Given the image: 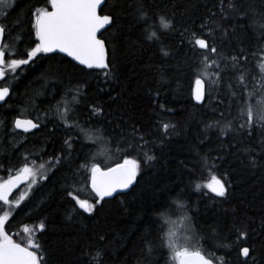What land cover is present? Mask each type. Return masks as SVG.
<instances>
[{"label": "trees", "instance_id": "16d2710c", "mask_svg": "<svg viewBox=\"0 0 264 264\" xmlns=\"http://www.w3.org/2000/svg\"><path fill=\"white\" fill-rule=\"evenodd\" d=\"M135 3L106 0L103 6V14L115 13V22L102 34L109 52L111 75L107 78L105 70L83 68L60 54L40 53L34 63L30 61L18 71L9 98L0 105V174H13L23 163H29L38 170L40 181L9 215L5 230L14 241L26 244L28 239L19 234L25 227L35 226L33 238L48 264H90L97 248L103 250L101 264H172L168 249L160 246L158 228L161 222L167 228L168 219L178 212L185 214L175 203L177 193L182 192L191 205L192 231L199 235L203 248L217 256L232 253L230 258L235 259L233 250L219 247L217 240L225 236L234 240L236 228H247L248 240L240 246L254 243L256 264H264V153L258 150L261 132L257 127L248 137L240 132L221 135L219 127L206 129L205 125L213 121L223 124L235 116L227 84L232 82L236 88V72L222 73L218 85L206 84L205 101L197 104L192 69L200 52L206 50L193 51L189 44L195 32L214 43L222 55L246 57L241 59L242 68L250 77L259 78L257 61L264 35L251 21L264 18V0H143L150 17L148 24L153 27L159 25L157 13L175 17V31L164 41L174 53L170 56H164L158 43L146 39V25L138 20ZM37 8L49 9L50 0H17L7 11L11 36L6 35V42L11 44L20 37L15 58H26L24 52L34 47L33 41L39 42L34 20ZM207 28L214 29L211 36ZM58 69L65 74L62 81L53 78ZM76 85L83 94L76 108L79 122L85 128L102 127L109 138L106 146L87 140L78 129L65 128L56 111L57 115L40 121L38 113H51L66 89ZM92 105L101 106L103 114L93 115ZM25 112L40 123L31 133L20 132L13 124L14 118ZM162 121L174 124L175 130L162 135ZM133 128L150 134L149 139L163 141L152 149L157 159L142 160L141 172L129 191L100 201L93 213L79 208L68 195L73 186V195L80 200L96 203L98 199L91 188L90 171L81 166L87 164L90 169L92 163H99L105 168L122 162L124 153L118 149L126 147L123 138L131 139ZM70 136L73 144L69 153L65 140ZM237 141L257 149L252 153L255 165L247 153L238 151L241 144ZM104 147L111 161L104 162L101 155L92 159ZM61 154L59 164L39 168L50 157ZM204 155L215 159L218 170L202 168ZM213 172H227L226 198L217 197L204 186ZM193 182L200 183L201 189ZM6 211L7 204L0 202V216ZM41 222L45 224L42 231L38 229ZM146 243L152 245L150 254Z\"/></svg>", "mask_w": 264, "mask_h": 264}, {"label": "snow or ice", "instance_id": "6c2138e0", "mask_svg": "<svg viewBox=\"0 0 264 264\" xmlns=\"http://www.w3.org/2000/svg\"><path fill=\"white\" fill-rule=\"evenodd\" d=\"M14 5L15 0H0V82L6 77L8 70L13 73L12 79L15 80L17 78L15 76L16 69L21 66H27L30 61L34 63V58L38 54L53 52L55 49L75 57L76 60L86 65L89 69L98 68L105 70L104 75L106 78L111 75L105 40L98 38L97 34L106 25L111 26L115 22V13L113 15H101L102 0H50L52 11H48L47 8L35 9V35L39 38V42L33 41L34 47L30 51L24 52L23 55L26 58H11L19 55L15 48L16 42L20 40L19 36L14 38L11 44L5 41L6 35L11 36V26L6 22L8 13L3 11V9L11 8ZM229 7L234 9L235 5L230 4ZM135 12L138 20L146 25V39L158 43L164 56L173 55L170 45H166L164 41L167 36L175 31L174 15L167 16L166 14L157 13L159 20L157 28L148 24L150 17L143 0H136ZM241 15L244 14L242 13ZM251 24L264 35V18L256 17L251 21ZM201 27L203 28L204 26L202 25ZM217 27L219 26L217 25ZM213 32V28H207L208 36H211ZM192 37L193 39L189 44L193 47V51L206 50L205 52H200L195 61L196 66L192 69L195 84L193 95L197 101H204L206 84L218 85L222 80V73L229 70L236 72L234 78L236 88H233L232 82L227 84L230 97L236 109L235 116L231 120H224L223 124L219 120L213 121L205 125L206 129L219 127L221 135H228L229 132H240L251 137L253 131L259 127L261 138L258 150L264 153V59L258 63V67L261 70L259 78H253L241 66V59H246V57L222 55L216 45L210 43L208 39L196 36L195 32L192 33ZM260 54L264 56V46H262ZM161 79H165L163 74ZM8 93V87H0V101H4ZM69 93H71L70 100L68 99ZM82 95V89L79 85L66 89L61 100L57 101L55 105L58 118L64 122L65 128L69 130L78 129L87 140L96 141L106 146L109 138L105 135V130L102 127L89 126L85 128L79 122L76 108L82 103ZM91 112L95 116L103 114L99 105H92ZM70 114L71 120L69 119ZM14 124L16 128H22L25 131L39 127L31 119L21 120L17 118ZM161 128L162 135L166 136L170 130H175V125L162 121ZM149 135L133 128L131 139L123 138V144L126 147L118 149L124 153L122 162L116 163L112 167L102 168L99 163H92L90 169L87 164L81 166L85 171H90L91 188L94 190L95 196L98 197L96 203H90L75 197L73 195L74 186L73 191L68 193L69 197L74 199L79 208L84 209L88 213H93L97 209V205L105 197H112L113 193H116L118 189L129 188L141 172L142 160L152 162L157 159L152 149L156 143L162 144L163 141L149 139L147 138ZM237 143L241 144L238 151L247 153L251 163L255 165L256 157L252 153L257 151V149L252 148L251 145H244L242 141H237ZM72 144L73 138L70 136L65 140V151L70 153ZM107 153L108 149L104 147L101 151L93 154L92 159L97 155H106ZM61 159H63V154L54 158L50 157L47 163L59 164ZM201 161L204 170L210 172L213 171V168L218 170L219 166L216 165L215 159L204 155L201 157ZM33 164H35L34 161ZM44 167V163L39 165L40 169ZM38 175V170H35L29 163H24L17 175L10 176L8 180L0 182V202L11 205L13 202L9 200V194L17 182L22 179L32 178L31 182L36 183ZM227 175V172H220L219 175L213 172L210 181H207L204 186L211 193H215L217 197L226 198L229 191ZM193 184L198 190L202 187L200 183L193 182ZM165 203L168 208L173 212L175 211L172 204ZM175 203L180 205V209L185 213V219L190 225L185 232H192V217L188 214L191 205L183 199L182 192L177 193ZM17 204H19V201H17ZM73 210L76 211L78 209ZM157 215H160V213H157ZM7 219V213L4 216H0V264H48V261L44 258L43 249L34 240L32 232L27 227H25V232L28 233L26 244L16 243L8 235L4 227ZM261 227H264V220L261 221ZM44 228L45 224L41 222L38 225V229L42 231ZM158 232L160 233V246L168 249L169 260L172 264H256L254 255L257 252L256 245L253 243L248 246H240L241 243H246L248 240L249 231L247 228H236L234 240L229 241L227 236L217 240L219 247L233 250L235 259L230 258L232 253L229 254V257H225L217 256L214 252L207 251V249L203 248L200 237L196 233L192 235L183 232L177 233L171 227L166 228L162 222L159 225ZM212 232L214 235L216 234L215 228L212 229ZM100 239L104 240V237L101 236ZM220 239L227 242L219 243ZM146 249L150 254L152 245L146 243ZM38 253L40 254L38 255ZM250 254L253 255L250 256ZM102 256L103 250L97 248L95 253L91 254L90 264H101ZM241 256L245 259L241 260Z\"/></svg>", "mask_w": 264, "mask_h": 264}, {"label": "rangeland", "instance_id": "374dc122", "mask_svg": "<svg viewBox=\"0 0 264 264\" xmlns=\"http://www.w3.org/2000/svg\"><path fill=\"white\" fill-rule=\"evenodd\" d=\"M15 2H17V0H15ZM12 8V7H11ZM11 8H8V9H3V11H8V10H10ZM11 40V39H10ZM11 58H15V57H11ZM262 59H264V56H261L260 55V57H259V60L257 61V64L262 60ZM22 67V66H21ZM20 67V68H21ZM257 67H258V65H257ZM20 68H18V69H16L15 70V76L16 77H18L19 76V70H20ZM7 74H8V79H7V81H6V84L7 85H9V86H11V84H13V82L17 79H15V80H13L12 79V75H13V73L10 71V70H8L7 71ZM65 74H64V72H63V70L62 69H58V70H56V72H55V75L53 76V78H55V80L56 81H62L63 80V76H64ZM61 107H63V105H61ZM26 109V108H25ZM52 112L51 113H38L39 115H40V121H45V120H47V118H49V117H52L53 115H54V113L56 114V110H55V108H52ZM44 114V115H43ZM21 115L23 116V117H29V114H27L26 112L25 113H21ZM71 115V114H70ZM70 117V116H69ZM15 119V118H14ZM42 119V120H41ZM44 119V120H43ZM101 157L102 158H104V162H106V163H108V162H110L111 161V158L109 157V155L108 154H106V155H101ZM24 164V163H23ZM50 163H45V166L46 165H49ZM32 165V164H31ZM30 165V166H31ZM22 169V168H21ZM20 169V170H21ZM20 170H18V171H16L15 173H11V174H7V175H3V174H0V182H3V181H5V180H8L9 179V177L10 176H15V175H17L18 174V172L20 171ZM40 174L36 177V180H37V182L36 183H32L31 182V179H30V181H29V183L27 184V185H25L21 190H19L13 197H12V199L10 200V201H12L13 203L11 204V205H7V211H6V213L8 214V217H9V215L14 211V209L16 208H18L26 199H27V197L29 196V194L32 192V190H34L35 189V187H37V184L39 183V181H40ZM210 181V180H209ZM90 184H91V180H90ZM17 201H19V204H17ZM90 203H94V202H90ZM5 215V213L4 214H2L1 216H4ZM190 225H189V223H188V221L185 219V214H181L180 212H178V215L177 216H171L169 219H168V224H167V228L168 227H171V228H173L175 231H177V233H185V234H188V235H192L193 234V231L192 232H185V230L189 227ZM191 227H192V225H191ZM28 229H29V231H32L33 229H35L36 227L35 226H29V227H27ZM6 231V230H5ZM8 233V232H7ZM8 235L9 236H11V234L10 233H8ZM19 235H21L20 237L22 238V239H28V233L27 232H25V229H24V231H21L20 232V234ZM11 238L12 239H14L13 238V236H11Z\"/></svg>", "mask_w": 264, "mask_h": 264}, {"label": "water", "instance_id": "95a60500", "mask_svg": "<svg viewBox=\"0 0 264 264\" xmlns=\"http://www.w3.org/2000/svg\"><path fill=\"white\" fill-rule=\"evenodd\" d=\"M105 2H106V0H102V6H101L102 9H103V6H104ZM48 11H52L51 5H50V9H49ZM100 14H101V15H104V14L102 13V11L100 12ZM107 15H108V14H107ZM108 27H110V26L106 25L104 29H101L100 32H98V34H97V35H98V38L105 40L104 38H102V34H103V32H104ZM101 33H102V34H101ZM38 39H39V38H38ZM105 45H106V48H107V50H108V47H107L106 41H105ZM47 54H60V55H63V56H65V57L69 58L70 60H72L75 64H77V65H79V66H82L83 68L89 69L86 65H83V64L80 63V61L76 60L75 57H73V56L69 55L68 53L63 52V51H61V50H59V49H55L53 52H49V53H47ZM107 56H108V58H109V52H108V51H107ZM89 70H103V69L92 68V69H89ZM6 78H7V75H6L5 78L2 79V82H3ZM2 82H0V83H2ZM0 87H8V88H9V93H8V95L5 97V100H4V101H0V105H3V104L6 102V100L9 98L10 94H11V88H10L9 86H0ZM194 87H195V84H194ZM193 89H194V88H193ZM205 97H206V92H205ZM193 99H194V101H195L197 104H202V103L205 101V99H204L203 102H201V101H197V100L195 99V96H194V95H193ZM17 118H19V119H21V120L31 119V120H33L35 123H37V124L39 125V127H40V123L36 122L33 118L16 117L15 119H17ZM15 119H14V121H15ZM14 121H13V124H14ZM14 126H15V124H14ZM39 127H38V128H39ZM38 128H36V129H38ZM17 129H19V130L22 131V132H27V133H31V132H33L34 130H36V129H29L28 131H25V130L22 129V128H17ZM111 167H112V166H111ZM136 179H137V178H136ZM29 180H30V178L22 179L21 181H18L17 184H16V186L12 189L11 193L9 194V200H10V198H11V197H12V196H13V195H14V194H15V193H16V192H17V191L23 186V185H25ZM135 182H136V180H135V181L133 182V184H132L131 186H129V188H127V189H118L116 193H113V196H112V197L118 195L119 193H123V192H127V191H129V190L133 187V185L135 184ZM214 194H215V193H214ZM112 197H105L104 199H108V198H112ZM16 243H18V242H16ZM20 244H21V243H20Z\"/></svg>", "mask_w": 264, "mask_h": 264}, {"label": "bare ground", "instance_id": "6f19581e", "mask_svg": "<svg viewBox=\"0 0 264 264\" xmlns=\"http://www.w3.org/2000/svg\"><path fill=\"white\" fill-rule=\"evenodd\" d=\"M52 94V93H51ZM56 102V101H55ZM37 112V111H36ZM44 115V114H43ZM57 115V114H56ZM50 119V118H49ZM42 120V119H41ZM44 120V119H43ZM14 121V120H13ZM39 122V121H38ZM47 123V122H46ZM11 130V129H10ZM9 132V131H8ZM25 133V132H24ZM24 159V158H23ZM13 164V163H12ZM16 166V165H15ZM1 169V168H0ZM17 173V172H16Z\"/></svg>", "mask_w": 264, "mask_h": 264}, {"label": "flooded vegetation", "instance_id": "af4514ba", "mask_svg": "<svg viewBox=\"0 0 264 264\" xmlns=\"http://www.w3.org/2000/svg\"><path fill=\"white\" fill-rule=\"evenodd\" d=\"M5 41H6V36H5ZM7 77H8V74H7ZM12 199V198H11Z\"/></svg>", "mask_w": 264, "mask_h": 264}]
</instances>
